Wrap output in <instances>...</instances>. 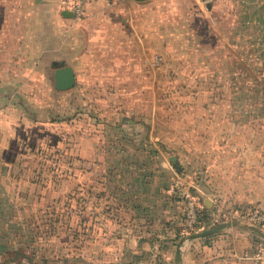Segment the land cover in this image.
Instances as JSON below:
<instances>
[{
    "label": "rangeland",
    "instance_id": "rangeland-1",
    "mask_svg": "<svg viewBox=\"0 0 264 264\" xmlns=\"http://www.w3.org/2000/svg\"><path fill=\"white\" fill-rule=\"evenodd\" d=\"M127 2L76 80L0 63V264H150L107 245L127 204L170 212L155 224L181 244L226 223L264 240L221 217L264 213V0ZM224 166L234 207L216 191Z\"/></svg>",
    "mask_w": 264,
    "mask_h": 264
},
{
    "label": "crops",
    "instance_id": "crops-1",
    "mask_svg": "<svg viewBox=\"0 0 264 264\" xmlns=\"http://www.w3.org/2000/svg\"><path fill=\"white\" fill-rule=\"evenodd\" d=\"M129 1L144 5L153 0ZM70 2L71 0H0V63H10V67L22 69V75H25L27 63L30 62L35 78V70L46 67L45 62L49 61L58 69L74 70L81 67L75 64L79 56L82 59L83 53L86 58L88 54L98 52L99 47L106 44L109 33L116 29L111 9L124 2H117L113 6L103 1L94 2L80 20L76 19ZM222 169L224 171L215 172V180L222 182V187L216 191L230 203V207L237 206L240 195L236 186L230 184V169L225 166ZM141 191L149 194V190ZM199 192L203 196H209L205 188L200 187ZM150 195L154 203L155 192L152 191ZM248 202L249 200L244 201L242 205ZM212 203H207L206 207H212ZM216 205L218 204L215 202ZM165 215L155 213L148 206L132 207L127 204L120 210L115 206L109 219V228H115V234L108 236L105 230L104 236L109 237L107 245L126 246L120 258H137L136 255L142 252L149 258L150 264H157V260L162 264H261L257 256L258 242L244 231L221 232L214 237L181 244L161 223L155 224L159 216L164 218L171 214L166 212Z\"/></svg>",
    "mask_w": 264,
    "mask_h": 264
},
{
    "label": "built area",
    "instance_id": "built-area-1",
    "mask_svg": "<svg viewBox=\"0 0 264 264\" xmlns=\"http://www.w3.org/2000/svg\"><path fill=\"white\" fill-rule=\"evenodd\" d=\"M97 1H103L111 5L117 2H126L129 0H71L70 4L76 19L78 20L83 19L88 7ZM200 1L204 3H210L213 0H200ZM198 213L199 210L195 208V206L192 203H189L186 214V217L189 220H192V222L190 221L189 226L192 227L193 225L196 224ZM231 216L233 217V220H237L238 218L245 219L247 217L254 225H258L264 228V213H261L259 211L250 212L249 214L245 213L244 211H236L235 213L228 212V214L224 213L221 217L229 219ZM257 256L259 262L261 264H264V240L260 242L257 246ZM139 264H143V263L141 262Z\"/></svg>",
    "mask_w": 264,
    "mask_h": 264
},
{
    "label": "water",
    "instance_id": "water-1",
    "mask_svg": "<svg viewBox=\"0 0 264 264\" xmlns=\"http://www.w3.org/2000/svg\"><path fill=\"white\" fill-rule=\"evenodd\" d=\"M133 1L147 2L150 0H133ZM56 80H76L74 70L71 68H59V70L56 72ZM174 166L178 168L177 164H175ZM236 226L237 224L235 223L222 224V225L213 227L211 229L204 230L200 233L193 234L192 236H190V239L200 240V239L208 238L213 235L219 234L224 230H227V229H230L231 227H236ZM255 231L261 233V231H258V229H255Z\"/></svg>",
    "mask_w": 264,
    "mask_h": 264
}]
</instances>
